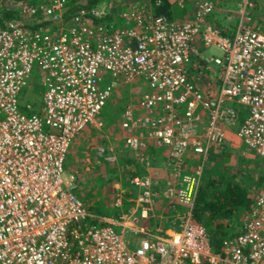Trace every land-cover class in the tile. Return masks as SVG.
<instances>
[{
  "label": "built area",
  "instance_id": "built-area-1",
  "mask_svg": "<svg viewBox=\"0 0 264 264\" xmlns=\"http://www.w3.org/2000/svg\"><path fill=\"white\" fill-rule=\"evenodd\" d=\"M86 1L17 3L14 16L0 14V264H264V188L219 251L192 216L203 163L223 148L226 129L264 163V31L250 22V1L228 11L221 28L212 25L222 10L213 0H193L184 19L154 16L146 1L65 17ZM34 73L39 106L23 95ZM106 75L113 80L102 87ZM136 80L145 90L123 108L118 133L145 175L130 181L129 215L96 217L65 177L68 150L85 129L103 128L115 89ZM150 145L167 152L163 185L148 172ZM188 151L202 160L183 192L190 211L175 215L168 238L137 227L132 215L149 218L158 192L175 199Z\"/></svg>",
  "mask_w": 264,
  "mask_h": 264
},
{
  "label": "rangeland",
  "instance_id": "rangeland-1",
  "mask_svg": "<svg viewBox=\"0 0 264 264\" xmlns=\"http://www.w3.org/2000/svg\"><path fill=\"white\" fill-rule=\"evenodd\" d=\"M141 1L142 0H124L119 7L123 8L134 3H139ZM169 1L171 3H176L177 0ZM213 1L217 2L219 7L222 8V10H220L221 13H217L216 16L212 19V22L215 23L218 20L222 22L224 20V16L228 14V11L235 10L237 4L240 3L241 0ZM249 1L253 6L252 10H250V22L264 31V0ZM17 3L20 4L21 2ZM17 3H15L14 0H0V11L8 8L10 10V7L12 9ZM115 4V0H109L108 3L104 5H106L107 7L113 6V8L116 9ZM191 14H188L187 17H190ZM121 24L122 21L121 19H119L118 25L121 26ZM229 28L232 29L233 25L229 24ZM208 52L211 53L212 51ZM215 54L216 53H213V55ZM32 77L33 81L29 85L30 89H25L23 95L26 96V94H28L31 103H33L35 106H39L44 88L40 83L38 74L34 73ZM112 80L113 79L109 75H106L101 86L103 87L108 85ZM144 90L145 86L140 80H136L133 84L130 85L121 84V86H118L115 89L111 99L108 100L107 104L101 111V115L105 112V115L107 116L102 117L100 115V119L103 121V128L101 130H95L93 128L85 129L78 137L74 139L68 150V155H73L75 157L72 158L71 162H68V159L66 158L67 163L65 162L64 164L65 177L69 178V176H73L75 182H79L81 184H94L96 179L99 180L98 182H100L101 179L108 180L110 181L109 184L112 189L109 196V202H113V199L115 198L121 200L120 207L114 209L116 211H112L106 216L112 215L113 217H115L114 213H116L117 211L120 216L127 214L129 210L133 208V202L137 198L136 197L135 199L128 200L127 203H132V205L124 210V202L126 203V200L128 199L126 198V194L136 192L137 189L133 186L132 188H129L127 184H124L127 180V175L123 172L122 163L119 162V157L124 156V154L130 157L131 155L125 149L118 131L121 124V114L123 108L127 104L136 106ZM102 148H108V151L112 148L117 157L116 161L110 163L111 166L114 167L117 171V176L114 175L116 176V178L114 179L111 178L113 174L106 172L104 170V167L100 165L101 162L97 158H94V152L97 151L101 154ZM154 148L156 149L157 154L151 160L156 162L154 163L157 166V168L155 169L159 172L161 170L160 166L162 167L165 162L163 159H165L167 152L163 148ZM239 158H244V170L251 171L248 179L253 183V186L256 185L260 173L264 176V163L252 153H249L248 150L235 137V128H228L225 130V144L223 148L210 153L207 160L203 163L202 174H204V172L212 173L216 170L217 174L221 175L227 172L229 169L231 170V168L232 172L237 171V162ZM132 162L142 167V165H140L138 162L133 160ZM201 166V158L197 155H193L190 151H188L186 155V161H184L183 173L181 174V178L179 179L181 181V186L176 187V190H178V192L175 199H173L172 201H167L162 194L163 192H158L155 198H152L153 205L149 212V218L143 221L139 220L137 211L139 212L140 209H138L132 215V219H134L136 223L138 222L136 226L142 227L148 231H152L153 234L158 237L168 238L167 235L169 234V232H175L177 224L172 223L175 215L182 217L190 211V204L186 201L187 194L183 193L185 190V186L187 184V181H190L191 179L190 175L195 176V172ZM131 167L129 166V169ZM143 169L145 170V168ZM161 172L162 170L159 173L162 174ZM164 172V175H159V173V176L156 174L152 175L154 178H157V180L160 181L161 185H163L167 179V173L165 170ZM238 180L240 181L241 179L238 178ZM253 186H248V188L250 195H253V197H255L256 193L264 188V184H262V186ZM114 190H116L117 193L114 194ZM138 196H141V194ZM250 209L251 207L247 211H249ZM127 215H129V213ZM113 229L117 234L122 233L121 227L115 226L113 227ZM134 238L135 236H133L130 232H125L126 241L132 240L134 243Z\"/></svg>",
  "mask_w": 264,
  "mask_h": 264
},
{
  "label": "trees",
  "instance_id": "trees-1",
  "mask_svg": "<svg viewBox=\"0 0 264 264\" xmlns=\"http://www.w3.org/2000/svg\"><path fill=\"white\" fill-rule=\"evenodd\" d=\"M108 1L109 0H87L85 3L76 5L75 7L73 6L70 11L65 14V17H71L72 13L80 8L90 9L106 4ZM115 1L116 10H120L121 7L119 6L124 0ZM142 1H146L149 4L148 7H150V10L154 16H162L168 20L184 19L188 14H191L193 10V0H177L176 3H171L169 0ZM14 2L35 5L37 0H14ZM12 16H14V14L12 13L11 7L10 10L9 8L5 9L4 17L9 18ZM212 25L215 28L223 27L222 22L219 20L215 23L212 22ZM226 26L229 28L228 25ZM105 114L106 113L104 112V114L101 116L107 117ZM244 115L241 114V120L245 117ZM104 149L105 148H102L101 154L95 151L94 158H97L101 162L100 165L104 167L106 172L113 174L111 178L114 179L117 176V171L111 166L110 163H108V161H106V157L109 156L110 153L108 148L105 149V152ZM146 151L147 152L145 153L150 160L157 154L156 149L151 145L148 146ZM248 152L256 156L254 152L249 149ZM73 157L75 156L68 155V162H71ZM122 157H119V162L122 163L123 172L127 175V180L124 184H127L129 188H132L131 184H129L131 179L136 176L145 175V170L143 169V166L142 168L138 164L132 162L133 159L130 156L124 154ZM129 166L132 167L129 169ZM237 166V171L232 172L231 168V170L229 169L227 172L221 175H218L216 170L212 173L204 172L197 190L196 199L192 209V216L194 220L201 224L204 228L211 249L214 252L221 249V246L226 239L233 238L237 235V229L239 228L240 223L239 220L241 219L242 215L250 207H252L251 205H253L254 202V197L253 195H250L248 188V186H253V183L248 179L251 171L244 170V158L238 159ZM238 178L241 180L239 181ZM98 181L99 180L96 179L94 184L86 183L84 185L79 182L76 183L74 179L73 192L81 200L91 215L96 217H104L108 213L116 211L113 207V203L116 198L113 199V202H109V196L112 190L109 184L110 181L104 179H101L100 182ZM262 184H264V176L260 173L256 185L262 186ZM113 193H117L116 190H114ZM136 195L137 191L126 194V198L128 199L126 200V203L124 202V210L132 205V203H127V201L130 199H135ZM114 214L115 218L120 216L118 211Z\"/></svg>",
  "mask_w": 264,
  "mask_h": 264
},
{
  "label": "crops",
  "instance_id": "crops-1",
  "mask_svg": "<svg viewBox=\"0 0 264 264\" xmlns=\"http://www.w3.org/2000/svg\"><path fill=\"white\" fill-rule=\"evenodd\" d=\"M222 24L225 26V23L222 21ZM157 149H160V148H157ZM166 158H167V155H166V157H165V159H163L164 161L166 160ZM150 160V159H149ZM163 160H162V162H163ZM137 162V161H136ZM166 162V161H165ZM165 162H164V164H163V166L161 167L160 166V168H161V170H162V174H160L159 172L161 171H156V169L155 168H157V166L154 164V163H156L155 161H153V160H150V169L148 170V172H150L152 175H154V174H156V175H158V173H159V175H164L165 174V172H164V166H165ZM158 175V176H159ZM84 185H85V183H83ZM240 221V220H239Z\"/></svg>",
  "mask_w": 264,
  "mask_h": 264
}]
</instances>
